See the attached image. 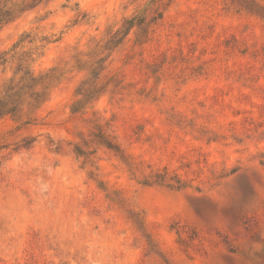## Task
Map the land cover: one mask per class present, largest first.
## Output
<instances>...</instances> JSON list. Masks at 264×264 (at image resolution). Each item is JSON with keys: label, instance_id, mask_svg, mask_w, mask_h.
Returning <instances> with one entry per match:
<instances>
[{"label": "rangeland", "instance_id": "rangeland-1", "mask_svg": "<svg viewBox=\"0 0 264 264\" xmlns=\"http://www.w3.org/2000/svg\"><path fill=\"white\" fill-rule=\"evenodd\" d=\"M26 72L0 264H264V0H37L0 91Z\"/></svg>", "mask_w": 264, "mask_h": 264}, {"label": "trees", "instance_id": "trees-1", "mask_svg": "<svg viewBox=\"0 0 264 264\" xmlns=\"http://www.w3.org/2000/svg\"><path fill=\"white\" fill-rule=\"evenodd\" d=\"M36 1L0 0V30L26 11L35 8ZM126 25H128V33L133 28V23L127 21ZM4 62L5 59H3ZM42 80L43 77H35L32 73L26 72L17 83L10 80L4 85L0 91V117L10 115L14 119L16 113L21 111L17 107V102L23 98L30 99L34 105L44 102L45 94L37 91V86L40 85V81Z\"/></svg>", "mask_w": 264, "mask_h": 264}]
</instances>
